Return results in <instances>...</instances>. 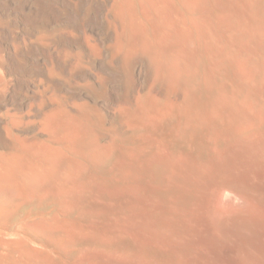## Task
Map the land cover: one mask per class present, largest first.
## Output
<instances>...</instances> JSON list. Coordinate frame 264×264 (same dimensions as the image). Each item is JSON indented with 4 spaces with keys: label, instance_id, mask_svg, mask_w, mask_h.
Returning a JSON list of instances; mask_svg holds the SVG:
<instances>
[{
    "label": "bare ground",
    "instance_id": "6f19581e",
    "mask_svg": "<svg viewBox=\"0 0 264 264\" xmlns=\"http://www.w3.org/2000/svg\"><path fill=\"white\" fill-rule=\"evenodd\" d=\"M106 1L111 8L102 4L100 9L110 30L111 58H119L124 65L144 61L149 76L170 90L193 75L202 58L212 59L202 77L212 96L204 99L199 93V98L174 114L176 106L167 107V102L166 108H159L154 99L145 103L138 95L134 98L139 100H131L133 95L126 90V100L118 102L110 114L119 116L124 130L134 133L127 142L112 128L106 137L105 116L99 107H85L76 97L65 104L50 88L51 96L40 90L26 104L27 116L34 114L38 119L37 137L21 135L24 121L8 106L7 119L0 113V143L5 147L0 152V264H264V172L251 169L250 151L241 157L235 151L238 164L233 151L228 155L224 148L243 147L253 136L264 150V7L260 8V0ZM44 8L25 21L32 26L53 22L57 13L48 6L49 12L44 13ZM83 31L77 38L73 30L63 33L61 39L81 45L98 58L99 44ZM22 40L25 51L34 50ZM37 40L35 46L43 49V40ZM53 45V52L42 50L47 54L45 66L53 64L68 78L79 72L81 57L67 47L60 49L58 39ZM221 70L230 78L227 84L216 81ZM189 80L187 86L195 87ZM3 84L0 77V87ZM28 86L19 80L10 89L16 94ZM5 93L0 91V99ZM182 94L189 95L184 90ZM185 135L188 145L210 137L208 152H217L219 160L230 159L225 162L228 174L245 168L252 185L234 179L229 185L235 190L229 193L227 184L217 183L220 175L215 164L200 161L207 152L204 147L194 161L186 153L174 152L173 142ZM88 195L113 206V221H96L98 207L86 211ZM31 204H53L56 209L25 225L22 231L27 234L6 237L1 224ZM75 211L77 219L87 216L95 221L87 217H83L87 221H71L68 217ZM33 238L42 246H35ZM231 239L235 241L230 243Z\"/></svg>",
    "mask_w": 264,
    "mask_h": 264
},
{
    "label": "rangeland",
    "instance_id": "374dc122",
    "mask_svg": "<svg viewBox=\"0 0 264 264\" xmlns=\"http://www.w3.org/2000/svg\"><path fill=\"white\" fill-rule=\"evenodd\" d=\"M136 1H138V0H136ZM75 2H79V6H78L79 8L76 7L77 9L73 6L75 4ZM42 4L44 6H42ZM102 4L103 5L105 4V7L106 8L108 7L107 9L111 8V6L109 5L110 2L106 1V0H68V1L67 0H47V1L46 0H15V1L14 0H0V77L4 81L3 86L0 87V91L2 93H5L7 91L4 94L5 98L3 96V98L0 99V108H1L0 113L1 114L3 113L2 116L4 115L3 117H5L7 119L8 114H6V113L8 110L7 107L9 106V110L11 108V112H13V113L16 112L18 114V116L22 117V120L24 121L23 124L26 127L23 125L25 128L23 131L24 133L23 134L21 133V135L25 134V136H30V137H33V136L37 137L38 136L37 122H36L38 119H36L34 114H31L33 116L31 118H29V116H27L28 107H26L27 106L26 104H28L27 101L30 99L32 94L34 92H39L40 90L42 92H44L43 93L44 96H46V95L51 96L52 94L51 93L49 94V92H50V90H52L51 92L55 95L58 94L59 100L61 99V101L65 104L71 103V100L76 97L78 99H81L82 105H85V107H91V106L99 107L105 116L106 123H105V127H104V133H105L106 137L109 135V133H111L112 130H116V132L118 130V131H120L119 134L122 135L121 138H123L124 142H127L129 138H132V135L134 133L133 132L132 133L127 132L126 130H124V128L121 126V118L119 116H114L110 113L115 108V106L117 105L118 102L119 103L123 102V100H124L123 98L126 95L125 94L126 90L127 91H128V89L130 90V91H128L129 92L128 95H130V94L133 95L132 98L130 97L131 100L137 99V98H134L135 95L139 96V97L138 96L137 97L140 98V101H142V102L146 101L145 103L151 102L154 99L156 107H159V105L161 106L159 108H166V103L168 102L167 107L176 106V108H175L176 110L173 109L174 107H172V110H173L172 112L174 114L175 113L177 114L181 110H184L191 101L196 100L200 96H201L200 98H204V99H207L209 96H212L210 93H208L206 91L204 83H203V79H202V77H203L204 73L206 72V70L208 69V67L211 66V64L213 62L212 59L204 60L202 58L198 62L197 69L195 70V73L191 76H186V79L184 78L185 80L182 78L181 80L184 81V84L181 83L182 81H180V83L177 86H175V90L174 89L170 90L164 86L165 84L163 81L159 82L158 80H154L151 78V76H149L147 69L144 68V66H145L144 61H142L141 63L136 62L133 64L126 61V64L124 65L123 62L121 60H119V58H118V60H116V58H111V51L109 49V47L111 46L110 33H108L110 30L108 28H106V26H105L106 21L104 18H102V14L104 13L103 10L101 11V9H100ZM39 5H41V6H39ZM47 6L51 7L52 10H55V12L52 11V13H57V14H55V20H53V22L46 23L43 21V22H40V24L32 26L30 23L25 21L27 16L36 12V10H38L39 7H46L41 11H43L44 13L49 12L47 9ZM53 6H54V8H53ZM259 6H261L260 7L261 9H263L264 0L259 1ZM22 12H25V14ZM100 12H101V14H100ZM186 17L189 18L188 15ZM25 23H27L28 26ZM68 29L70 31L73 30L74 34L77 35L76 38L79 37V35L83 36V34L85 32L83 30H86L87 33H90L91 35H93L96 39V42L99 44L98 48L101 51L98 58H97V56L95 58V57L89 55L87 53V49H85L81 45L69 44V43H66L63 39H61V37L64 34H68L70 32ZM26 32H27V34H26ZM29 33L33 34V35L30 36ZM76 33H78V34H76ZM25 34L29 35V36H27L28 40H27V37L24 38L26 36ZM33 36H35V37H33ZM10 37H11V39H10ZM38 38L47 42V43H45L42 41L41 46L43 47V49L41 47L39 48L38 46L37 47L35 46L37 41H38L37 40ZM22 39H25V41H27L28 44L26 43V45H28L30 47H32V45H33V47H32L34 49V50L32 49L33 51H27L26 50L29 54L25 51L24 44L22 45V43H24L23 42L24 40H22ZM57 39H58V47L60 49L67 47L70 49L69 52L77 53L81 57L80 58L81 59L80 71L77 72L76 74H74L70 78H68L69 76H67L66 73H64L62 75L57 70V68L53 66V64H51L49 62H48L49 64H47V66H45V64H44L45 63L44 61H46L47 58H44L46 53L42 50L46 49V51L53 52V49H54L53 44L56 43ZM33 41H35L36 43ZM50 41L52 43H50ZM34 46L36 47V49L38 48L37 49L38 53L35 50ZM17 47L19 49H17ZM44 47H46V48H44ZM41 52H44V53H41ZM25 53H26V55H24ZM27 54H28V56H27ZM18 55H19V57H18ZM34 57H36V58H34ZM14 58H16V59H14ZM114 61H116V62L118 61V62L116 63ZM112 62H113V64H112ZM204 63H205V65H204ZM21 64L24 65V67H22ZM16 65H17V67H16ZM35 65H37L38 68H34ZM122 66H125V67H122ZM19 67H21V68H19ZM47 67H48V69L46 70ZM198 67L201 70L200 69L198 70ZM55 68H56V70H55ZM119 69H121L122 71ZM202 71H203V73L201 74ZM49 72L51 74H49ZM56 74H59L60 77H59V75L57 76ZM119 74H121V75H119ZM99 75H101V76H99ZM40 77L43 80H41ZM200 77H201V79H200ZM224 77H226V80L224 79ZM99 79L102 81V84H100L98 82ZM189 79L192 80L191 84L193 83V85H195V87H197V88H195L194 86H191V85H189V87L187 86L188 84H190ZM197 79H199L200 83H199V81H197ZM19 80H24V82L27 83V85H29L28 86L29 89H27V91H24V90L20 91L19 90L18 91L19 95H17L18 93L16 92V94H15L14 91L12 92V90L10 88H12L13 86H16V83H17V81L19 82ZM56 80H58V81L55 82ZM128 80H129L128 83H130V84L127 83V87H126V82ZM227 80H230V78L227 77L226 73H224V75H223L222 70L219 72L218 75H216V81L218 82V84L221 81H222L221 83L227 84L229 82V81L226 82ZM45 81H46V83H45ZM59 81L61 83H59ZM53 82H55V83H53ZM9 85H12L9 88L10 90L7 89L9 87ZM55 85H57V86H55ZM183 86H184V88H183ZM191 87L194 89H192ZM49 88H50V90H49ZM57 88H59V89H57ZM53 89L55 92H53ZM176 89H179V90H176ZM44 90H46V91H44ZM63 90L64 91L68 90V93L63 94L64 96L61 95V93H63L62 92ZM173 90L175 91V93ZM183 90H184V92L185 91L188 92L189 95L186 96L187 98L185 97V94L184 95L182 94ZM9 91L12 92V95ZM196 91L198 92V96L196 95L197 94ZM22 92L23 93L25 92L26 96ZM199 93H201L200 96H199ZM9 95H11V97H9ZM47 97H49V96H47ZM6 98H7V102H6ZM22 98H24V99H22ZM141 98H143L144 100H142ZM10 99L11 100L13 99L12 102ZM16 100H17L18 104L15 103ZM125 100H126V98H125ZM137 100H139V99H137ZM23 101H25V102H23ZM169 102H172L173 105H172V103L170 104ZM13 103H15L16 106L13 105ZM183 106H184V109H182ZM167 124H169V123L165 124L166 128H168ZM168 126H170V125H168ZM111 128H112V130H111ZM183 139L185 142H183ZM183 139H181V140L179 139L180 142L179 141L173 142L172 150L174 152H177V153H180V152L186 153L188 155V157L193 160V159H196L197 156L200 154V152L199 153H197V152L202 150V147H204L207 152L201 157L202 160H200V161L201 162H208L209 161L211 164H213V165L215 164L214 166L218 170V171L216 170L217 174L216 173L215 174L218 175V173H219V175H220L217 177V183L227 184L229 193L233 192L235 190L229 184L235 183L234 181L237 179H241L242 181H244L245 182L244 186L252 185L251 184V183H253V181L251 180L252 177L249 174L248 175L246 174L245 168H242L243 174L242 173L237 174V173H231V172H229V174H228L229 170L227 169L228 166H226L225 162L226 163L229 162L230 159L228 160V159L224 158L223 160H221V158H220V160H219V157H218V159L215 158L218 155L217 152H215V153L208 152L209 148L211 147L210 137H207L205 139H201L200 141H196L195 143L192 141L191 142L192 144L190 143L191 145H188V143L184 144V143H186V141H189L188 135H185V137ZM252 139H254V140H252ZM135 142L137 143L136 138H135ZM257 142H260V143H257ZM252 143H253V145H252ZM261 144L262 143H261L260 139L259 140L255 139L252 136L251 139H249L246 142V145L244 144V146H245V147L243 146L244 148L238 144H235V147H233L232 144H230L224 148L227 150L228 155H230L231 154L230 152L233 151L231 155L234 154L233 155L235 158L234 160H236V162L238 164L240 162H239L238 158H236V157H238V156L241 157L244 154H246L247 151H248V153L250 151V153H249L250 157L254 161V164H252L253 166H251V169L255 170L256 172H264V150L262 148H260ZM247 145H249V146H247ZM237 147L240 149L239 150L236 149ZM246 147H249V148H246ZM3 148H5L4 145L2 143H0V152L2 150H4ZM254 148L255 149L257 148V150H255ZM243 149H244V151H243ZM235 151L236 152L238 151L240 153V155L237 152V156H236ZM241 151H243V152H241ZM242 153H244V154H242ZM248 153H247V155H249ZM225 157H227V156H225ZM253 157H255V158H253ZM210 159H211V161H210ZM221 163H223V164H221ZM109 167L110 166L106 167V169H108ZM221 170H222V172H221ZM225 177H227V178H225ZM218 178H219L220 182L218 181ZM228 178H231V179L229 180ZM222 179H225L226 181L222 180ZM232 179H233V182H232ZM87 197H86V201H85L86 206L84 205L85 208H88L86 211L92 212V210H91L92 207L94 208L93 211L95 210V207H96V210H98V208H99V210L101 209L104 212V213H102L101 210L100 211L98 210L99 213H98V211H95V212H97L96 214H99V216L98 215L96 216L99 219H97L94 216V218H96V221H100V219H101V221H102V219L104 221H113L112 218H110V217H112L111 213L113 212V210H112L113 206L110 203L105 202V201H103V199L101 200L100 198H97L94 196L96 198L95 199L93 197V195L92 196L88 195ZM89 200H90L91 204L89 203ZM99 200H101V201H99ZM179 201H180L179 202L180 205L185 204L182 200H179ZM101 204H103V205L106 204V205L102 206ZM88 205H89V207H88ZM54 207H56V206L53 204L52 205L50 204L46 207H44V206L39 207L36 204L26 205L25 207L20 209L11 219L6 221L5 222L6 224L5 223L1 224L2 226L4 225L3 227L6 229L5 233L7 231V233H6L7 235H5V236L6 237L15 236L17 238V236L20 233L21 234H25V233L27 234L28 232H26V230L24 232L22 231V230H24L23 227H25V225L27 227V224H29V222H33L32 220H34V219H38L41 217H47V216L51 215L52 212L54 213V211L56 209ZM90 207H91V209L89 211ZM95 212H93V213H95ZM77 215H78V213H77V211H75V213H72V215H70V217H68V219H71V221H73V220L77 219L76 218ZM83 217L85 218L87 216H80L82 221L86 220L87 218H88V220L90 218H93V217H87L86 219H84ZM80 218L78 217L77 221L78 220L80 221ZM90 221H95V219L94 220L90 219ZM13 234H15V235H13ZM249 237H250V235H249ZM12 238H14V237H12ZM37 241H38V239L36 240L33 238L32 243L36 242L39 245H36V243H35L34 244L35 246H38V247L42 246V245H40V242H37ZM230 241L234 242L235 240L233 241V239H231V240H229V242ZM232 242H230V243H232Z\"/></svg>",
    "mask_w": 264,
    "mask_h": 264
}]
</instances>
